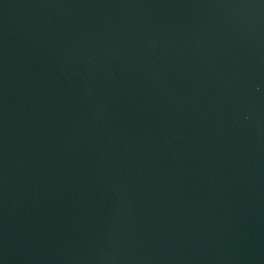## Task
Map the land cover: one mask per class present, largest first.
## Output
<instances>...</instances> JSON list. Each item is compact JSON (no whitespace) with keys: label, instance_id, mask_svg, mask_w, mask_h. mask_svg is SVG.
I'll return each mask as SVG.
<instances>
[{"label":"water","instance_id":"95a60500","mask_svg":"<svg viewBox=\"0 0 264 264\" xmlns=\"http://www.w3.org/2000/svg\"><path fill=\"white\" fill-rule=\"evenodd\" d=\"M0 264H264V0H0Z\"/></svg>","mask_w":264,"mask_h":264}]
</instances>
